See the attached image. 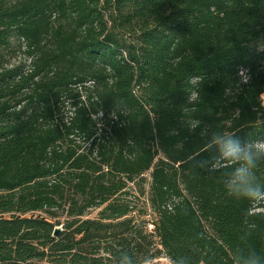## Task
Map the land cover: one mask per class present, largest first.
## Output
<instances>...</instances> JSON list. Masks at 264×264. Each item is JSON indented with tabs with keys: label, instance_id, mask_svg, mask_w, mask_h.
<instances>
[{
	"label": "trees",
	"instance_id": "16d2710c",
	"mask_svg": "<svg viewBox=\"0 0 264 264\" xmlns=\"http://www.w3.org/2000/svg\"><path fill=\"white\" fill-rule=\"evenodd\" d=\"M262 94L264 0H0V264L264 258V204L200 167L205 126L264 140Z\"/></svg>",
	"mask_w": 264,
	"mask_h": 264
},
{
	"label": "clouds",
	"instance_id": "9594fccd",
	"mask_svg": "<svg viewBox=\"0 0 264 264\" xmlns=\"http://www.w3.org/2000/svg\"><path fill=\"white\" fill-rule=\"evenodd\" d=\"M246 72L247 70L243 68L239 70L242 83H247L250 79ZM200 134L206 137L205 150L216 153L212 162L201 160L200 167L209 166L210 172L222 173V184L229 197L247 200L253 204H264V183L260 182L257 175V169L264 163V140L241 142L227 130L214 129L209 132L207 126ZM217 163L222 167L217 168ZM246 235L250 236L251 233ZM154 261L152 254L142 257V264H153ZM121 264H141V261H134L132 256L125 254ZM155 264L177 262L171 255H166L160 261H155ZM234 264H264V258L258 255L255 249H250L246 254L240 253L238 259L234 258Z\"/></svg>",
	"mask_w": 264,
	"mask_h": 264
},
{
	"label": "rangeland",
	"instance_id": "374dc122",
	"mask_svg": "<svg viewBox=\"0 0 264 264\" xmlns=\"http://www.w3.org/2000/svg\"><path fill=\"white\" fill-rule=\"evenodd\" d=\"M23 54H22V51H16L14 54L13 53H7L6 54V58L10 60V62L12 63H18L20 60H23ZM261 100H262V106H264V95L261 96ZM65 111L68 113L67 109H65ZM145 177H146V182L145 184L142 186V188H144V192L147 193L148 191V183L150 178H149V173H146L145 174ZM139 186H136V185H133V184H130L129 185V192H130V195L128 196V201L129 202H133L135 207H136V210L134 211V214H138V211L139 210H147V213H151V210L149 208V205L147 203V196H146V193L142 196L141 193H140V189L138 188ZM262 210V209H260ZM97 215V211L94 210L92 211L88 217L90 218H93ZM150 218V215L146 216L145 219H149ZM149 229L151 228V225L149 223ZM164 258V257H163ZM163 258H160L159 260L163 259Z\"/></svg>",
	"mask_w": 264,
	"mask_h": 264
},
{
	"label": "water",
	"instance_id": "95a60500",
	"mask_svg": "<svg viewBox=\"0 0 264 264\" xmlns=\"http://www.w3.org/2000/svg\"><path fill=\"white\" fill-rule=\"evenodd\" d=\"M61 230H62V229H61L60 226H56L55 229H54V233H53V235H54V236H58V234L60 233Z\"/></svg>",
	"mask_w": 264,
	"mask_h": 264
},
{
	"label": "crops",
	"instance_id": "0c3cea01",
	"mask_svg": "<svg viewBox=\"0 0 264 264\" xmlns=\"http://www.w3.org/2000/svg\"><path fill=\"white\" fill-rule=\"evenodd\" d=\"M262 95H264V94H262Z\"/></svg>",
	"mask_w": 264,
	"mask_h": 264
}]
</instances>
